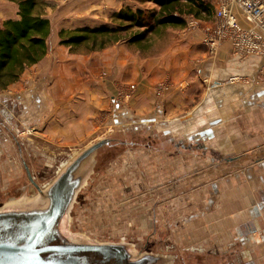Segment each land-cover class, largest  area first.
I'll return each instance as SVG.
<instances>
[{
	"label": "crops",
	"instance_id": "obj_1",
	"mask_svg": "<svg viewBox=\"0 0 264 264\" xmlns=\"http://www.w3.org/2000/svg\"><path fill=\"white\" fill-rule=\"evenodd\" d=\"M205 1L210 12L199 20L203 25L185 36L183 28L181 37L156 56L145 57L139 43L127 40L88 54L71 51L73 45H49L45 57L0 90V97L18 95L36 80H51L43 91L32 85L27 102L34 107L28 111L39 122H46L45 115L41 134L64 145L92 134L99 128L95 116L109 111L114 119L140 113L146 122L162 124L170 137L153 146L151 140L140 150L141 174L157 181L154 190L147 187L142 202L141 207L154 210L144 216L145 226H155L157 235L168 232L171 237L162 242L206 264H264V57L240 59L228 41L208 55L201 39L203 26L214 20L216 1ZM52 2L55 8L45 11L50 36L61 29L97 26L123 8H142L144 1ZM16 18L18 6L0 0V22ZM83 77L87 83L78 85ZM163 82L169 89L157 96ZM121 83L135 88L122 107L116 91L127 88ZM76 88L87 90L71 107ZM10 125L0 121L3 131Z\"/></svg>",
	"mask_w": 264,
	"mask_h": 264
},
{
	"label": "rangeland",
	"instance_id": "obj_2",
	"mask_svg": "<svg viewBox=\"0 0 264 264\" xmlns=\"http://www.w3.org/2000/svg\"><path fill=\"white\" fill-rule=\"evenodd\" d=\"M14 4L17 5L16 2ZM140 5L145 9L158 10V6L150 1H144ZM55 6L52 0H40L39 9L45 14V11H49L51 8L54 9ZM189 17L194 22L193 25L185 23L183 26H176L178 28H175V31L173 28L175 26L150 29L142 42V50L145 57L156 56L168 43L179 39L183 28H185V32L182 36H185V33H189V31L193 32L202 23L199 21L201 18L189 15L186 19ZM214 21L215 17L208 26H203L202 43L206 31L210 29ZM98 22L96 24L99 26H115L118 24L123 28H128L123 32L126 36L127 34L125 33L129 34L137 29L136 27L129 28L128 26L130 24L128 22L111 19L110 16L101 18ZM52 29L51 25V31ZM54 31H56L55 28ZM58 33L59 31L57 30V34L54 32V36L52 35L48 39L50 49L54 47L66 48L68 46L60 43ZM123 40L126 39L123 38L119 41L123 42ZM72 47L71 51L78 54L92 52L84 45H73ZM87 78H78L77 84L79 85L81 82L87 83ZM46 79L44 80L45 82L41 79L40 84L36 80L30 85L31 87H23L24 89L13 97H5V95L0 97V121L3 120L7 124L10 123L12 129H15V132L17 131L18 141L25 151L24 157L30 165L32 174L39 185L52 179L61 163L68 160L71 155L101 137L122 135L134 136L141 139V136H143V138L148 137V139L153 141L152 146L160 143L157 139L170 137V135L164 134L163 130L166 128H162V124L159 123V125L156 121L152 122L153 119H150V122H146L145 119L147 118L143 116L144 114H131L125 118L117 114L114 119L112 113L109 111L95 116L96 119L99 118V123L96 124L99 128L90 135H84L83 139L80 138V140L74 141V144L64 145L61 144L63 142L60 143L58 140L50 141L49 138L41 134L42 129L45 127L43 124L47 122V117L44 118L45 115H43L42 120L45 119V123L44 120L40 122L35 120L32 116L34 112L28 111L29 107L34 106L27 102V94L30 93L29 90H32V92L34 89L43 91L46 89V85L51 83V80ZM34 83L38 85H34ZM32 85L36 86V88L32 89ZM121 86L127 88L116 91L117 93L119 92L117 96L119 101L117 100V102L122 107L124 103L123 98L126 95H134L132 92L135 91V88L131 87L130 84H122ZM75 90L74 99L70 101L71 107L83 98V94H85L87 89L76 88ZM122 90H124V93ZM33 99L31 103L34 102ZM96 119L94 120L91 116L92 122H96ZM155 124L158 125L152 126ZM115 149L107 147L98 155L95 172L97 170L99 171L97 172L96 178L91 181L92 185L88 183V187L86 186L78 197L77 204L72 213L71 228L73 231L84 232L91 238L107 241L125 239L137 243L138 246L144 249L159 251L162 245L161 243L156 244V227L152 226L147 228L144 218L148 212L152 213L154 210L150 211L145 209V205L141 207L143 206L142 202L146 198L147 187L148 191L154 190L157 181L155 178H146L141 174L140 147H129L125 149L120 146L118 150ZM18 154L17 144H14L8 133L0 127V204L11 198H19L28 184L24 167ZM30 189L31 192L35 190L34 187H30ZM168 238H170V235L167 233L164 234V239ZM161 240L162 238L160 237L158 241ZM147 241L151 243L148 244ZM169 251L171 252L170 247ZM185 252L189 254L188 251ZM198 263L202 264L201 261Z\"/></svg>",
	"mask_w": 264,
	"mask_h": 264
},
{
	"label": "water",
	"instance_id": "obj_3",
	"mask_svg": "<svg viewBox=\"0 0 264 264\" xmlns=\"http://www.w3.org/2000/svg\"><path fill=\"white\" fill-rule=\"evenodd\" d=\"M113 141L108 135L87 144L41 185L17 142L35 190L0 204V264H178L170 251L144 249L125 239L99 240L72 230L78 197L93 178L98 155Z\"/></svg>",
	"mask_w": 264,
	"mask_h": 264
},
{
	"label": "trees",
	"instance_id": "obj_4",
	"mask_svg": "<svg viewBox=\"0 0 264 264\" xmlns=\"http://www.w3.org/2000/svg\"><path fill=\"white\" fill-rule=\"evenodd\" d=\"M18 5V18L0 22V90L7 89L20 79L26 68L41 61L48 52L51 21L39 9L40 0H10ZM153 2L158 10L129 7L113 13L110 18L128 22L137 29L131 33L121 25L83 26L61 29L58 33L64 45H84L89 51L101 50L126 39L142 42L150 29L164 26H183L189 15L197 18L208 14L205 0H143Z\"/></svg>",
	"mask_w": 264,
	"mask_h": 264
},
{
	"label": "built area",
	"instance_id": "obj_5",
	"mask_svg": "<svg viewBox=\"0 0 264 264\" xmlns=\"http://www.w3.org/2000/svg\"><path fill=\"white\" fill-rule=\"evenodd\" d=\"M216 1L215 21L206 31L203 45L214 56L224 41L231 44L232 54L240 59L251 55L264 57V0ZM191 20L190 25H193ZM233 81H240L234 77ZM169 89L166 82L156 87L157 96Z\"/></svg>",
	"mask_w": 264,
	"mask_h": 264
},
{
	"label": "flooded vegetation",
	"instance_id": "obj_6",
	"mask_svg": "<svg viewBox=\"0 0 264 264\" xmlns=\"http://www.w3.org/2000/svg\"><path fill=\"white\" fill-rule=\"evenodd\" d=\"M6 131H7V133H8V135H9V137H10V139L12 140V142H14V144L16 143L17 144V142L18 143H20L18 140H19V138L17 137V135H16V133L15 132H13V130L10 128V127H6ZM116 141H113V143L111 144V145H109L108 146V148H110V147H112L113 149H115L116 147H118V148H120V146H122V147H124L125 149H127V148H131V147H140V149L141 148H145V147H147V146H149V144H150V141H151V139H148V137H145V138H143V136H141V139H138L137 137H134V136H122V135H114V136H112ZM17 147H18V144H17ZM22 148V147H21ZM118 148L117 149H115V150H118ZM20 152V149H19V147H18V153ZM22 153H23V156H25L24 155V153H25V151L22 149ZM19 155V158H20V160H21V155L20 154H18ZM25 171V170H24ZM99 170H97L96 172H95V174L93 175V178H92V180L94 179V178H96V176H97V172H98ZM25 174H26V172H25ZM95 176V177H94ZM26 178H27V175H26ZM35 178V177H34ZM91 180V181H92ZM27 181H28V184L26 185V187H25V191L23 192V194H21L20 195V197L21 196H24V195H27V194H30V192H31V189H30V187H34V185L32 184V183H30L29 182V180H28V178H27ZM91 181L89 182L90 184H91ZM35 182L37 183V184H39L36 180H35ZM92 185V184H91ZM88 187V186H87ZM7 201V200H6ZM156 231V230H155ZM167 234H169L168 232H167ZM160 237L162 238V240L164 239V235H162L161 236V234L160 235H157L156 234V244L158 245L159 243H161V250H163V251H169V247L171 248V252H173L175 255H176V257H177V261H178V264H199L198 262L199 261H201L202 262V264H206V263H204L203 262V260L202 259H195L193 256H191L190 254H188V253H186L184 250H182V251H180L179 249H177L176 247H173L172 246V244H170V241H169V243H166V242H162V240L161 241H158V240H160ZM171 237V236H170ZM147 243L149 244V243H151L150 241L148 242L147 241ZM159 250V249H158ZM188 254V255H187ZM193 258V259H192Z\"/></svg>",
	"mask_w": 264,
	"mask_h": 264
}]
</instances>
